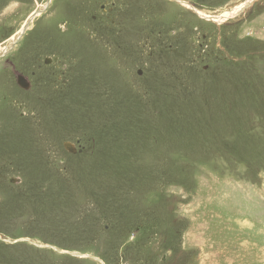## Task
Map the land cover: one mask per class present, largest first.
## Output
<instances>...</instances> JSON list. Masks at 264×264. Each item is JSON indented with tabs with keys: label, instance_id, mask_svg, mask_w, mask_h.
Instances as JSON below:
<instances>
[{
	"label": "rangeland",
	"instance_id": "374dc122",
	"mask_svg": "<svg viewBox=\"0 0 264 264\" xmlns=\"http://www.w3.org/2000/svg\"><path fill=\"white\" fill-rule=\"evenodd\" d=\"M184 1L0 0V264H264V0Z\"/></svg>",
	"mask_w": 264,
	"mask_h": 264
},
{
	"label": "bare ground",
	"instance_id": "6f19581e",
	"mask_svg": "<svg viewBox=\"0 0 264 264\" xmlns=\"http://www.w3.org/2000/svg\"><path fill=\"white\" fill-rule=\"evenodd\" d=\"M251 0H246L245 1V3L244 4H240V7H239V5L238 6H236V7H234V8H232L230 11H227V12H224V13H221V14H218L216 17H215V19L216 20H219V21H224L225 19H227V17L228 16H232V15H236V14H239V12H241L242 10H243V7L244 6H246V8L248 7V3L250 2ZM254 1V0H253ZM184 3L187 5L188 4V1H184ZM253 3V2H252ZM189 6H191V7H193V5L191 4V5H189ZM194 9H195V7H193ZM198 9L196 8V11H197ZM203 11L201 10V13H202ZM203 14H207V15H210V13H203ZM203 18H205V19H207L208 17H203ZM209 19V18H208ZM215 22H217V21H215ZM218 23V22H217ZM19 32V31H18ZM17 32V33H18ZM21 32V31H20ZM20 32L17 34V36H15L16 34H14L13 36H15V38H13V36H12V38L8 41V46H10L13 42L15 43V40H17L19 37V34H20ZM23 35V34H22ZM7 46V47H8ZM11 47V46H10ZM5 49L6 48H1L0 49V56H1V54H2V52H4L5 51Z\"/></svg>",
	"mask_w": 264,
	"mask_h": 264
},
{
	"label": "water",
	"instance_id": "95a60500",
	"mask_svg": "<svg viewBox=\"0 0 264 264\" xmlns=\"http://www.w3.org/2000/svg\"><path fill=\"white\" fill-rule=\"evenodd\" d=\"M252 2H253V0H251L247 4L248 7L252 4ZM35 15H36V12L33 15H31L32 17H30V18H33ZM27 23H26L25 27L23 28V32L28 28V24ZM13 43L11 45H13ZM9 48H10V46L6 47L5 51L2 52V54L7 53L9 51ZM19 82H20L21 86H25V87H28L29 86L28 85V80L25 77H23V76H20V81ZM64 146L68 149V151H70V152H76V148H75V145H74L73 142H71V141H65Z\"/></svg>",
	"mask_w": 264,
	"mask_h": 264
},
{
	"label": "flooded vegetation",
	"instance_id": "af4514ba",
	"mask_svg": "<svg viewBox=\"0 0 264 264\" xmlns=\"http://www.w3.org/2000/svg\"><path fill=\"white\" fill-rule=\"evenodd\" d=\"M53 0H46V2H45V4H47V3H50V5L53 3L52 2ZM52 2V3H51ZM45 4H43L42 5V7L41 8H39L37 11H36V13L38 14V12H43V10H45L46 8H45ZM106 5H102V7H105ZM49 7V6H48ZM35 13V12H34ZM37 14L33 17V18H35L36 16H37ZM32 18V19H33ZM26 22H28L27 24H29V20L28 21H26ZM25 22V23H26ZM31 22V21H30ZM75 148H76V146H75ZM76 152H77V148H76Z\"/></svg>",
	"mask_w": 264,
	"mask_h": 264
}]
</instances>
